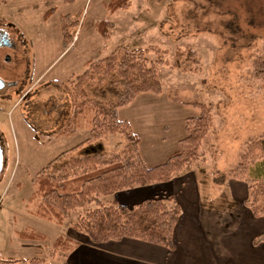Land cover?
Instances as JSON below:
<instances>
[{
	"label": "rangeland",
	"instance_id": "obj_1",
	"mask_svg": "<svg viewBox=\"0 0 264 264\" xmlns=\"http://www.w3.org/2000/svg\"><path fill=\"white\" fill-rule=\"evenodd\" d=\"M107 1L0 2V29L14 46L0 47V79L8 84L0 92V264H25L32 257L63 264L68 253L51 248L58 236L84 246L88 237L72 228L83 209L72 211L58 225L28 212L26 202L31 178L59 152L89 134L84 124L73 136L54 134L71 115L75 76L85 70L87 61L101 59L119 47L154 46L164 51V61L157 68L161 92L139 93L116 110L117 117L127 118L139 137L138 150L147 166L162 163L177 147L184 136V118L199 113L194 103L209 107L212 124L198 156L178 174H188L197 203L222 215L215 226L231 227L228 218L236 212L242 187L228 171L240 161L246 143L264 135V82L252 72L253 58L264 47V0H131L128 7L112 12L104 6ZM51 7L54 10L45 14ZM65 14L78 19L69 43L63 42L60 28ZM103 20L108 23L106 35L96 26ZM187 49L193 54L187 59L184 52L182 60H177V50ZM158 55L147 54L153 62ZM82 86L89 98L97 100L113 98L122 90L115 75L88 80ZM124 143L122 134L106 133L72 155L95 149L114 152ZM254 165L249 164L241 181L253 182ZM230 179L238 182L236 192ZM102 201H114L113 194ZM25 226L46 238H18L15 231ZM213 230L209 228L207 236L214 237ZM9 258L17 261L10 263Z\"/></svg>",
	"mask_w": 264,
	"mask_h": 264
},
{
	"label": "trees",
	"instance_id": "obj_2",
	"mask_svg": "<svg viewBox=\"0 0 264 264\" xmlns=\"http://www.w3.org/2000/svg\"><path fill=\"white\" fill-rule=\"evenodd\" d=\"M62 1L72 3L75 0ZM130 2L131 0H108L104 6L112 12L128 7ZM53 10L51 7L45 14H50ZM107 24V21H99L96 24L97 30L105 34ZM77 25L78 19L70 14L61 16L60 28L64 43L71 41ZM149 52L159 54L154 62L148 58ZM184 52L187 59L193 54L189 49L177 50V60H182ZM162 53L164 51L154 46L119 47L101 59L86 62L85 70L75 76L74 90L71 92V115L64 128L55 133L72 135L84 124L89 129V134L81 142L59 152L31 178L32 190L26 202L28 212L60 225L72 211L83 209L72 228L94 243L129 237L158 244L168 250L174 248L172 233L181 209L173 195H156L131 206L115 201H102V197L123 189L170 180L197 158L201 141L209 132L212 124L209 107L196 102L194 104L199 108V113L184 118V136L178 140L177 147L162 163L149 167L143 161L138 150L139 137L126 119L117 117L116 110L129 104L139 93L161 92L157 68L162 63ZM252 72L264 82V47L260 55L253 58ZM111 75L120 79L122 90L118 94L106 100L87 96L82 86L84 82ZM116 132L125 138L120 150L104 152L95 149L79 156L72 155L85 143L106 133ZM250 163L255 164L251 171L253 175L250 176L253 182L247 183L248 196L245 204L254 216H264V135L246 143L240 161L227 175L245 180ZM15 232L21 239L46 238L44 233L28 226ZM256 240H264V234H260ZM76 245L74 240L58 236L53 240L51 248L53 252L66 253ZM6 261L15 263L17 259L9 258ZM25 264L48 263L44 258L32 257Z\"/></svg>",
	"mask_w": 264,
	"mask_h": 264
},
{
	"label": "crops",
	"instance_id": "obj_3",
	"mask_svg": "<svg viewBox=\"0 0 264 264\" xmlns=\"http://www.w3.org/2000/svg\"><path fill=\"white\" fill-rule=\"evenodd\" d=\"M126 120L129 122L127 118ZM239 181L242 194L237 195L240 197H238L239 203H236V212L229 215L228 219L232 224L226 230L215 226L216 220L222 216L219 211L213 210L204 203H197L198 195L195 187L188 184L187 173L177 174L168 181L117 191L113 194L114 201L128 206L156 195H173L181 209L172 233L174 248L168 250L164 246L129 237L99 244L89 243L87 238L84 246L77 242L73 250L66 252L68 255L65 262L67 264H264V240H256L260 234H264V216H254L251 213L245 204L248 196L247 184ZM230 183L236 192L238 187L235 185L238 182L232 179ZM209 228L214 229L212 231L214 237L207 236Z\"/></svg>",
	"mask_w": 264,
	"mask_h": 264
},
{
	"label": "flooded vegetation",
	"instance_id": "obj_4",
	"mask_svg": "<svg viewBox=\"0 0 264 264\" xmlns=\"http://www.w3.org/2000/svg\"><path fill=\"white\" fill-rule=\"evenodd\" d=\"M7 34H5L1 29H0V47L2 46H7L10 48H13V42L9 41L7 38ZM3 83H0V92L4 91L7 88V83L2 81Z\"/></svg>",
	"mask_w": 264,
	"mask_h": 264
},
{
	"label": "water",
	"instance_id": "obj_5",
	"mask_svg": "<svg viewBox=\"0 0 264 264\" xmlns=\"http://www.w3.org/2000/svg\"><path fill=\"white\" fill-rule=\"evenodd\" d=\"M0 83L2 84V80L0 79ZM1 145H0V173H1V169H2V151H1Z\"/></svg>",
	"mask_w": 264,
	"mask_h": 264
},
{
	"label": "built area",
	"instance_id": "obj_6",
	"mask_svg": "<svg viewBox=\"0 0 264 264\" xmlns=\"http://www.w3.org/2000/svg\"><path fill=\"white\" fill-rule=\"evenodd\" d=\"M0 200H1V197H0Z\"/></svg>",
	"mask_w": 264,
	"mask_h": 264
}]
</instances>
